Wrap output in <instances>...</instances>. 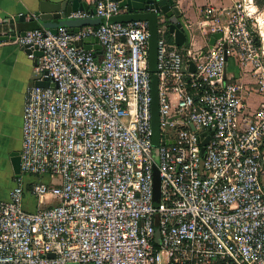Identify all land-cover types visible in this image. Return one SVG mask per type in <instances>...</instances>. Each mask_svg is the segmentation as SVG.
Masks as SVG:
<instances>
[{
    "label": "built area",
    "instance_id": "2783aa9c",
    "mask_svg": "<svg viewBox=\"0 0 264 264\" xmlns=\"http://www.w3.org/2000/svg\"><path fill=\"white\" fill-rule=\"evenodd\" d=\"M87 1L104 24L10 39L41 53L47 86L25 91L19 171L39 180L0 200V264H264V10L235 0L195 73L158 18L153 147L148 24H109L118 3ZM88 38L100 57L75 45ZM233 54L249 83L227 75Z\"/></svg>",
    "mask_w": 264,
    "mask_h": 264
},
{
    "label": "crops",
    "instance_id": "0c3cea01",
    "mask_svg": "<svg viewBox=\"0 0 264 264\" xmlns=\"http://www.w3.org/2000/svg\"><path fill=\"white\" fill-rule=\"evenodd\" d=\"M60 0H0V24L3 20L16 15L24 14L30 17L38 10L40 3H56ZM180 13L179 21L186 34V42L182 52L187 62L194 61L209 46V41L214 35L217 25L225 24L226 14L230 11L235 0H172ZM85 10L79 15L89 14L94 6L87 0ZM254 5L260 8L253 0ZM207 9H212V15H206ZM124 10H122L123 13ZM73 16V15H72ZM162 17V16H161ZM164 20L168 35V22ZM172 41L173 36L170 35ZM260 45V44H259ZM264 45V44H263ZM189 53V54H188ZM101 56V52L96 54ZM37 64L36 57H31L26 49L14 45L10 39L0 41V200H7L9 191L15 185V179L19 177V167L14 160L19 157L22 139V112L25 91L28 86L37 82L34 68ZM227 75L241 79L244 84L251 81L243 76L236 55H230L227 59ZM32 182H24L27 185ZM52 200H45L44 205L52 204ZM24 208L27 211L36 209V200L30 197L28 192L24 198Z\"/></svg>",
    "mask_w": 264,
    "mask_h": 264
},
{
    "label": "water",
    "instance_id": "95a60500",
    "mask_svg": "<svg viewBox=\"0 0 264 264\" xmlns=\"http://www.w3.org/2000/svg\"><path fill=\"white\" fill-rule=\"evenodd\" d=\"M84 0H60L56 3L42 2L37 11L30 17L24 14L16 15L9 19H5L0 24V41L11 39L16 35L24 36L25 33L34 30H47L51 34H56L60 28H65L69 33L77 32L80 28L86 26H99L105 23L102 17H94V10L84 17H71L72 14L83 12L85 10ZM118 3L121 10L120 15L110 18L109 24L115 23H132L146 22L148 24V71L151 74V130L153 147L159 144V116H158V79L156 75V56L158 41V18L164 17L168 22V32L173 36V43L177 48H182L186 42V34L182 24L179 21L180 13L173 4L172 0H113ZM221 35H212L209 46H213L215 40ZM76 46L82 47L84 50H93L96 54L101 52L96 38H88L75 43ZM209 48L205 49L197 59L202 58ZM26 52L33 54L36 59L41 53L31 50ZM188 72L195 73V62L188 61ZM35 86L46 87L47 83L37 81ZM193 129V128H192ZM204 134H201L202 137ZM207 140L202 141L203 152ZM19 167V157L14 160ZM153 202L157 206L159 200V179L156 169L153 176ZM157 219V217H156ZM159 228L156 220L155 226V242L159 243Z\"/></svg>",
    "mask_w": 264,
    "mask_h": 264
},
{
    "label": "rangeland",
    "instance_id": "374dc122",
    "mask_svg": "<svg viewBox=\"0 0 264 264\" xmlns=\"http://www.w3.org/2000/svg\"><path fill=\"white\" fill-rule=\"evenodd\" d=\"M259 9L264 10V7H260ZM258 43H260L259 40H258ZM248 102L251 104L252 109L256 108V106L258 105V99L257 98L253 99V97H252L251 99H249ZM20 176H21L22 181H24V182L30 183V182H37L39 180V178L35 177V176H29V175H20Z\"/></svg>",
    "mask_w": 264,
    "mask_h": 264
},
{
    "label": "trees",
    "instance_id": "16d2710c",
    "mask_svg": "<svg viewBox=\"0 0 264 264\" xmlns=\"http://www.w3.org/2000/svg\"><path fill=\"white\" fill-rule=\"evenodd\" d=\"M254 1L259 7H264V0H254ZM166 40L169 43H172V39H171L170 35H168V34H166ZM256 44L259 45L258 40H257Z\"/></svg>",
    "mask_w": 264,
    "mask_h": 264
},
{
    "label": "bare ground",
    "instance_id": "6f19581e",
    "mask_svg": "<svg viewBox=\"0 0 264 264\" xmlns=\"http://www.w3.org/2000/svg\"><path fill=\"white\" fill-rule=\"evenodd\" d=\"M260 31H261L262 43L264 44V26H263V23H260Z\"/></svg>",
    "mask_w": 264,
    "mask_h": 264
}]
</instances>
